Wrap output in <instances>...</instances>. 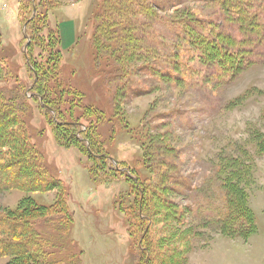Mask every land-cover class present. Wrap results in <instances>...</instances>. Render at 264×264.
I'll use <instances>...</instances> for the list:
<instances>
[{"label":"rangeland","instance_id":"374dc122","mask_svg":"<svg viewBox=\"0 0 264 264\" xmlns=\"http://www.w3.org/2000/svg\"><path fill=\"white\" fill-rule=\"evenodd\" d=\"M100 1L31 0L44 11V20L36 24L39 33L46 36L58 26L61 37L60 120L79 118V123L91 124L111 164L122 162L128 170L136 166L143 177L152 157L142 156L148 145L153 157L167 149L162 158L175 162L171 173L185 185L172 200L183 208L202 206L193 209L192 222L203 240L212 236L206 248L190 254L187 264H264V156L256 153L264 145V0L253 1L244 22L231 16L226 4L209 0H149L164 11L158 10L157 18L142 16L134 33L128 32V41L138 43L150 58L136 60L133 55L122 70L92 67ZM26 2L0 0V66L10 72L0 74V86L8 91L30 85L29 50L32 60L45 49L38 32L29 30L33 25L28 24ZM183 19L191 20L186 30ZM49 37L52 42L53 34ZM103 50L99 48V56ZM101 73L107 77L101 79ZM71 90L87 94L78 99ZM88 104L102 114L93 115L92 109L81 116ZM26 105L30 141L64 189L28 195L49 204L67 192L73 222L63 255H74L75 264H133L126 221L118 209L125 200L123 178L107 185L90 179L87 156L74 146H59L38 102L26 96ZM229 167H240L249 176L243 187L257 232L246 241L223 237L212 224L226 210L219 184ZM24 196L18 190L0 191V213ZM6 261L0 258V264Z\"/></svg>","mask_w":264,"mask_h":264},{"label":"trees","instance_id":"16d2710c","mask_svg":"<svg viewBox=\"0 0 264 264\" xmlns=\"http://www.w3.org/2000/svg\"><path fill=\"white\" fill-rule=\"evenodd\" d=\"M209 1L212 4H226L230 15L240 17L244 22L245 14L252 8L254 0ZM25 4L27 6L24 7L30 10L28 24L33 25L29 30L38 32L45 49L41 50L43 55L39 52L38 57L32 60L29 59L32 54L29 50L27 67L32 75L29 86L18 85L10 91L0 86V191L18 190L26 194L16 207L0 213V258H7L4 264H75L74 255H63L73 222L67 192L64 191L65 195L60 194L49 204H40L28 195L60 188L64 190L61 180L49 174L42 153L30 141L24 119L26 96H30L43 110L58 145L66 148L74 146L87 156L85 168L90 179L107 185L123 178L127 187L121 196L125 195V200L118 209L126 221V232L135 257L133 264H187L190 254L197 248H206L212 236L208 241L203 240L198 224L192 222L193 209L202 206L183 208L172 200L174 194H181V188L185 185L171 173L175 169V162L162 158L167 149H160V154L155 153L153 157L152 145H148L142 156L152 157L146 165L143 164L149 173L143 177L136 166L128 170L122 162L115 167L111 164L91 124L79 123V118L73 122L60 120L64 87L60 88L57 82L61 74L62 51L59 29L57 26L54 32L48 31L43 36L36 24L44 20V11H38L31 0ZM36 4L37 7L40 5L39 2ZM171 8L174 10L177 7ZM163 9L149 0H101L94 15L93 69L100 67L108 70L113 67L122 70L130 64L133 55L136 60L150 58L139 51L138 43H129L128 32L134 33L133 29L142 16L157 18L158 10ZM180 22L186 30L191 20L183 19ZM191 28H199V25H192ZM51 33L52 42L49 37ZM99 48L104 49L101 56L98 55ZM200 58L203 60V57ZM7 69L6 66H0V74L8 76L10 72ZM100 75L101 79L107 77L102 73ZM69 91L66 89L71 94ZM71 91L78 94V99L87 94ZM92 109L95 111L93 115L102 114L89 105L82 107L84 114L81 116L90 114ZM107 120L112 121L113 117ZM256 153L264 156V145H258ZM238 170L229 167L225 174H221L219 186L224 193L226 210L223 215H217L215 221L212 219V224L219 235L246 241L257 232V226L255 214L248 203L247 191L243 187L249 176L240 173V167Z\"/></svg>","mask_w":264,"mask_h":264},{"label":"crops","instance_id":"0c3cea01","mask_svg":"<svg viewBox=\"0 0 264 264\" xmlns=\"http://www.w3.org/2000/svg\"><path fill=\"white\" fill-rule=\"evenodd\" d=\"M263 257V256H262ZM264 258V257H263Z\"/></svg>","mask_w":264,"mask_h":264}]
</instances>
